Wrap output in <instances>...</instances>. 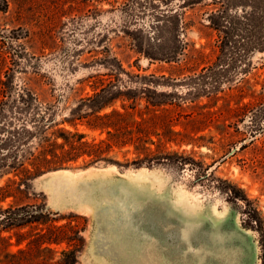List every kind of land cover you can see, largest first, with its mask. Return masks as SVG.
Returning <instances> with one entry per match:
<instances>
[{
  "label": "rangeland",
  "instance_id": "obj_1",
  "mask_svg": "<svg viewBox=\"0 0 264 264\" xmlns=\"http://www.w3.org/2000/svg\"><path fill=\"white\" fill-rule=\"evenodd\" d=\"M102 79L137 91L139 100L122 97L101 115L136 104L138 121L167 114L175 135L163 141L170 160L152 167L84 168L87 155L68 163L77 182L94 185L87 209L69 196L59 201L56 171L27 180L31 162L7 168L6 155L29 147L46 155L76 133L92 144L108 138L89 126L92 117L70 120ZM160 102L167 105L153 106ZM146 125L158 143L162 129ZM112 148L109 156L123 163L138 156L133 145ZM139 173L150 180H136ZM117 184L167 203L164 245H179L187 219L202 221L235 235L225 246L217 229L208 239L203 224L199 241L207 247L226 248L234 264L238 251L243 264H264V0H0V209L32 205L45 216L0 238L14 252L33 239L41 250L35 264H62L63 251L78 249V264H117L96 243L104 185ZM171 213L182 223L174 226ZM211 257L208 264H217Z\"/></svg>",
  "mask_w": 264,
  "mask_h": 264
},
{
  "label": "trees",
  "instance_id": "obj_2",
  "mask_svg": "<svg viewBox=\"0 0 264 264\" xmlns=\"http://www.w3.org/2000/svg\"><path fill=\"white\" fill-rule=\"evenodd\" d=\"M110 75L112 76V74ZM106 81V79L99 81V86L101 88L93 89L94 91L92 95L82 98L78 102V105L71 111L70 120L82 121L85 119L89 120L92 117L94 118V124L89 123V126L92 125L94 128L100 127L103 131H106L108 138L102 140L99 144H92L83 141L86 137L84 134L76 133L71 137L66 138L65 142L62 144L58 145L52 143V145H49L51 150L46 151V155H36L35 151L32 150V147H29L23 153L19 149H12L11 152L6 155L8 161H6L5 166L7 168L19 169L23 166L24 162H31L30 165L33 166L34 171L30 173V178L27 176V180H30L49 171L67 169L68 163L77 162L83 155H87L91 158L89 162L85 163L83 166L84 168L93 167L99 164L125 167L128 169L130 167L139 168L145 165L147 167H152L154 164L170 160V157H168L170 154L164 148L163 141L166 140L168 144L173 142L172 137L175 134L172 131V125L170 124L167 114L162 116L157 115L152 117L149 121L143 119L142 122H140L138 121L139 119L137 116L141 111H139L137 105L134 104L131 107H122L124 112L114 110L110 113L101 115L102 111L109 107H113L115 101L122 97L123 100H139L137 91L127 87L126 90H123L122 86L115 84L112 80L107 84ZM162 105H167V102L153 104L155 107ZM139 116H141V114ZM158 118L163 123L162 127L159 126V123L157 122ZM147 123L151 124L152 127H160V129H162L161 133L155 134L160 140H158V143H155L150 139L152 132L147 127ZM46 124L47 123H45V126H48ZM53 125L55 124L53 123ZM45 142L46 140H43V143ZM127 144L135 146V152L138 154L136 159L123 163L116 160L114 157L109 156L112 152L113 146L118 145L122 148ZM151 145H156L157 152L150 148ZM28 172L30 171H27V174ZM20 188L21 186H19V189ZM4 194V198L10 197L9 194ZM2 196L3 194H1V197ZM39 215H42V218H39ZM44 218L45 216H43V214L36 213V209H33L32 205L19 206L16 208L10 207L5 210L0 209V234L4 231L22 228L27 226V224L39 223V220ZM59 229L61 228H58V230ZM81 232L82 231L80 230L77 236L83 242L84 239L81 236ZM24 236L25 234L17 237V246L22 245L25 240ZM38 237H45V235H40ZM35 244L36 243L33 239H31L25 249H20L19 251L14 252L9 250L12 246L9 244V241L0 238V251L2 250V252H5L0 259V264H35L34 260L39 254V251H41L39 250V247H35ZM80 252V249L63 251L64 262H62V264H78L77 256H79Z\"/></svg>",
  "mask_w": 264,
  "mask_h": 264
},
{
  "label": "bare ground",
  "instance_id": "obj_3",
  "mask_svg": "<svg viewBox=\"0 0 264 264\" xmlns=\"http://www.w3.org/2000/svg\"><path fill=\"white\" fill-rule=\"evenodd\" d=\"M52 173L57 175L54 177V180H52V187L55 194L60 197V199L58 198L60 202H62V199L66 196H69L71 202L79 204L80 207L89 208L88 203L92 200L91 196L92 193H94V189L92 188L94 187L93 184L90 182H77L75 179L77 175L69 169ZM88 175L90 174L88 173ZM150 178L145 173L135 175V179L140 181L150 180ZM104 186L103 191L105 192V200L108 201L106 205L100 208L98 213V224L96 225L99 226V234L96 243L98 251L110 255L114 261L118 262L117 264H208V261L212 259L211 256H215L217 264H234V261H232L233 258L231 259L226 248H220V246H218L212 249L199 241V236L204 224V232L208 236V239L212 236V233L215 232L214 230L217 229L216 234L221 235L223 244L225 245V241L227 239L231 240L235 235L231 231L223 230V225L217 228L212 226L210 229H206L205 223L202 221L187 219L184 221V225L178 233L179 245L170 248L164 245L161 238V234L164 233L165 230L166 233L170 232V228L167 224L169 221H167L169 217H167V214H170L167 203L156 202L152 197L144 198L140 193L130 189L126 184L119 186L118 184ZM54 200L52 201L54 202ZM172 216L174 217V221H172L174 226L182 223L180 217L175 214ZM155 224L159 226V235L154 234ZM208 225H210V223ZM169 237L170 242L176 238V236L172 234ZM88 247H90V243ZM91 250L93 249L91 248ZM236 255L239 259L238 264H243L241 259L242 254L238 251ZM98 258L100 257L98 256ZM249 263L248 261L247 264Z\"/></svg>",
  "mask_w": 264,
  "mask_h": 264
}]
</instances>
